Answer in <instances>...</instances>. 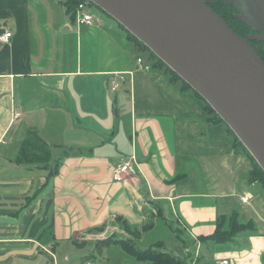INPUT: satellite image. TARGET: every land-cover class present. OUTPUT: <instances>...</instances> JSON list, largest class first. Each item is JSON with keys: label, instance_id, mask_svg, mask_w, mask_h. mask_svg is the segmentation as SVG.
Listing matches in <instances>:
<instances>
[{"label": "crops", "instance_id": "crops-1", "mask_svg": "<svg viewBox=\"0 0 264 264\" xmlns=\"http://www.w3.org/2000/svg\"><path fill=\"white\" fill-rule=\"evenodd\" d=\"M67 1L0 0V264H71L76 246L152 264L118 240L181 264H264V186L229 125L117 19L77 27ZM232 215L250 226L209 238Z\"/></svg>", "mask_w": 264, "mask_h": 264}, {"label": "water", "instance_id": "water-1", "mask_svg": "<svg viewBox=\"0 0 264 264\" xmlns=\"http://www.w3.org/2000/svg\"><path fill=\"white\" fill-rule=\"evenodd\" d=\"M217 111L264 169V61L203 0H91Z\"/></svg>", "mask_w": 264, "mask_h": 264}, {"label": "trees", "instance_id": "trees-1", "mask_svg": "<svg viewBox=\"0 0 264 264\" xmlns=\"http://www.w3.org/2000/svg\"><path fill=\"white\" fill-rule=\"evenodd\" d=\"M67 2H68L67 3L68 11H70L72 13V16H73L75 9H76V7L80 1L79 0H68ZM129 33H130L131 38L137 43V45H139L140 47H142L143 49L148 51L149 56H150L149 58L154 63L153 64L154 68L157 67L159 69L164 70V73L167 76L172 78V79L170 78L171 80H181L186 87L192 88L189 83H187L186 81H183L181 79V77L178 75V73H176V71H174V69H172L171 67L169 68L167 66V64L160 58V56L155 55L150 50V48L147 47L143 42H140L135 37V35H133L131 32H129ZM196 94H198V93L196 92ZM199 95L200 94H198V96ZM205 102H206V109L213 116L212 119L217 120L219 122L220 121L224 122V120L221 118V116L217 113V111H215L212 108V106L207 102L206 99H205ZM229 128H230V126H229ZM230 130L234 134V138H236V142L239 145H241L242 147H244L245 151L248 153V155L251 157L252 161L254 162L255 170L252 172L253 176H252L251 180H253V181L259 180L262 183V185L264 186V169L262 168V166L259 165V163L256 161V159L252 155V153L249 152V150L245 147V145L242 143V141L236 136V134L233 132V130L231 128H230ZM217 224H218V227H217L216 232L209 237V238L214 239L216 242L226 241V240L230 239L232 234H234V233H236L242 229H245L247 226H250V224L242 225L241 223H239L236 215H232L230 219H227L226 217L221 218ZM110 242H113V240L110 238L99 242L97 244L98 250L101 251L102 247H104L105 243L108 244ZM117 242L121 243V245L124 246L127 251L131 252L132 255H135L138 259H142V260L148 259L152 262V264H166V263H168V264H181L182 263V261L179 260V258H177L176 256L174 257L172 254H169V253H166L163 251H159V249H154L151 247L147 250H140V249L136 248L134 246V244H132L130 241L118 240Z\"/></svg>", "mask_w": 264, "mask_h": 264}, {"label": "flooded vegetation", "instance_id": "flooded-vegetation-1", "mask_svg": "<svg viewBox=\"0 0 264 264\" xmlns=\"http://www.w3.org/2000/svg\"><path fill=\"white\" fill-rule=\"evenodd\" d=\"M203 1L247 39L264 61V0Z\"/></svg>", "mask_w": 264, "mask_h": 264}, {"label": "built area", "instance_id": "built-area-1", "mask_svg": "<svg viewBox=\"0 0 264 264\" xmlns=\"http://www.w3.org/2000/svg\"><path fill=\"white\" fill-rule=\"evenodd\" d=\"M79 4L77 5L74 15H75V24L77 27H84L94 24L98 17L94 13L95 8L98 4L91 0H79ZM11 32L4 33L0 35V40L5 42L8 41L12 37ZM139 65L143 66L145 69H151V65L147 64L143 57L138 58ZM125 79L123 77H114V79L111 80L110 85H112V90H117L121 85V82H124ZM21 110L18 108L14 111V116H20ZM132 164L131 161L126 160L125 158L122 159V161L116 166V171L114 173V180H121L123 179V176L125 173L131 172ZM248 199V196L245 195L242 200L245 202ZM220 264H228V260H222Z\"/></svg>", "mask_w": 264, "mask_h": 264}, {"label": "rangeland", "instance_id": "rangeland-1", "mask_svg": "<svg viewBox=\"0 0 264 264\" xmlns=\"http://www.w3.org/2000/svg\"><path fill=\"white\" fill-rule=\"evenodd\" d=\"M94 13L99 17L109 16V14L106 11H104L99 5H97V7L95 8ZM147 244H150V243H147ZM148 246L149 245H147V246L141 245L140 248L147 249ZM78 247H80V246L72 247L69 250V253H70L69 256L71 257V264H88V263L89 264H101V263H105V261L102 260V258L99 256V254L96 251H95V255L97 257L95 255L91 256L92 252H93V251H91V248L90 249L89 248H86V249L83 248L81 251H79ZM64 248L67 249L66 246H64ZM155 249H158V248H155ZM117 261H119V259ZM111 263H112V261H111ZM61 264H68V263L65 261H62ZM144 264H150V263L147 262Z\"/></svg>", "mask_w": 264, "mask_h": 264}]
</instances>
